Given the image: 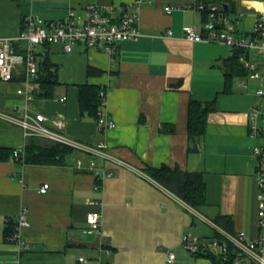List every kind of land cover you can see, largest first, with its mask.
I'll return each mask as SVG.
<instances>
[{
  "label": "crops",
  "instance_id": "obj_1",
  "mask_svg": "<svg viewBox=\"0 0 264 264\" xmlns=\"http://www.w3.org/2000/svg\"><path fill=\"white\" fill-rule=\"evenodd\" d=\"M135 1L0 0V39H11L16 53L26 56L25 46L17 41L25 19L57 22L70 12L85 17L93 8ZM200 2L225 7L232 19H238L239 35L248 37L257 11L264 9V0L143 1L138 6L142 36L119 43L115 55L84 44L72 53L59 44L36 46L37 62L48 55L59 67V85L53 97L40 98L34 96L37 78L32 81L29 113L43 114L49 121L64 120L66 135L88 147L105 144L112 159L71 150L61 165L23 166L13 158V151L37 138H25L19 125L0 117V264H17L18 247L6 235L21 209L27 210L30 222L22 231L30 245L20 256L22 264H166L169 252H191L183 244L184 236L211 240L218 227L231 234L243 232L250 240L260 237L254 147L264 146V138H251L250 130L252 114L264 106L257 95L264 82L249 79L239 60L243 72L229 81L234 50L184 38L186 27L203 29L206 17L194 9ZM168 5L177 8L167 14ZM167 31L172 36L163 38ZM249 55L260 59L257 52ZM260 71L264 74L262 67ZM25 77L22 65L13 80H0V114L24 117L26 100L17 91L25 85ZM82 87L107 90L98 117L82 112ZM191 102L214 103L205 134L196 143L188 138ZM100 113L116 123L115 129H98ZM258 122L264 124L263 115ZM46 126L53 127L51 122ZM92 160L110 174L99 191ZM163 166L203 175L204 213L146 173ZM44 185L49 189L41 193ZM93 211L101 213V223L88 234L86 216ZM218 215L231 218L229 229L213 221ZM208 228L213 236L206 234ZM85 253L90 260L80 261ZM190 254L194 262L176 258L175 264H214Z\"/></svg>",
  "mask_w": 264,
  "mask_h": 264
},
{
  "label": "built area",
  "instance_id": "obj_2",
  "mask_svg": "<svg viewBox=\"0 0 264 264\" xmlns=\"http://www.w3.org/2000/svg\"><path fill=\"white\" fill-rule=\"evenodd\" d=\"M143 1L151 0H136L134 3L111 6L105 9L93 8L85 17H80L74 12H70L66 19L57 22H45L33 17L27 18L24 20L21 32L17 38V41L25 46L26 56L16 53L11 39H0V80L11 81L20 66L25 65L26 67L25 85L17 91V94L26 100L24 117L16 119L2 114H0V117L19 125L24 131L25 138L46 139L52 144H58L71 150L85 151L94 157L112 159L104 151L106 148L105 144H102L100 148L88 147L66 135L63 132L66 125L64 120L54 119L49 121L43 114L36 113L31 115L29 113L30 103L33 99L30 93L35 90L32 81L37 78L39 70L35 48L38 45L59 44L66 53H72L77 45L84 44L89 48L103 49L111 55H115L119 43L135 41L142 36L138 26V6ZM176 8L168 5L164 10L167 14H171ZM194 9L202 14L208 11L204 14L206 19L203 23V29L198 32L196 29L186 27L184 28V38L191 42L221 43L229 46L234 51L242 50L243 53L239 57V62L247 71L249 79H260L264 82V74L260 71L261 67L264 69V9L257 11L255 26L250 37L243 34L239 35L238 19H232L221 5L200 2L194 5ZM170 36H172L171 31L162 34L163 38ZM251 52H257L261 61L251 59L249 55ZM106 92L105 88L99 91L102 105L106 100ZM257 95L264 100V89L260 88ZM64 100L65 98L61 101ZM261 110H264V106L252 114L250 137L254 139L261 136L264 138V124L258 122L260 115H263L264 119V112L262 113ZM47 122H51L53 127L46 126ZM97 123L101 132L109 131L116 127V123L102 113H100ZM25 150L26 148L24 147L13 151V158L23 164V166L27 165L25 162ZM254 155L258 160L256 165V183L258 187L260 237L257 240H250L243 232L231 234L217 227L216 230L219 237L211 240L184 236L183 244L189 251L195 254L210 251L220 257L225 263H229L232 260L233 264H241L242 261H247L248 264H264V146L254 147ZM78 166H81V162H78ZM91 170L98 182L95 190L99 191L102 182L110 174L105 172L104 169L98 168L95 160L91 162ZM19 181L23 183V175H21ZM48 189L49 185H44L40 192L46 193ZM90 204L97 206L98 202H90ZM101 217L102 215L98 211L87 214L86 223L89 225V229L86 232L88 234H93L100 227ZM11 223L13 232L9 241L18 247L19 258L17 264H22L21 254L30 250V245L22 236L23 229L30 227L27 210L21 209ZM176 258L175 253L169 252L166 264H175ZM80 261H84V259L82 258Z\"/></svg>",
  "mask_w": 264,
  "mask_h": 264
},
{
  "label": "trees",
  "instance_id": "obj_3",
  "mask_svg": "<svg viewBox=\"0 0 264 264\" xmlns=\"http://www.w3.org/2000/svg\"><path fill=\"white\" fill-rule=\"evenodd\" d=\"M224 10L227 14L228 10ZM208 11H205L206 14ZM242 50H235V55L231 60L227 78H230L235 74L243 72L238 62L239 57L242 54ZM38 76L35 80L37 88L34 91L35 97L51 98L53 97L54 89L59 85V67L50 59L48 55L38 61ZM99 88L89 87L87 89L82 87L81 89V110L83 113L96 114L101 107V99L99 97ZM214 110V103H199L191 102L188 112V138L193 143H196L201 139L206 131V121L208 114ZM71 149L53 144L51 149H43L40 146L39 139H31L26 146L25 150V162L26 164L34 165H61L64 163L66 155ZM154 181L162 185L165 189L172 192L179 199L185 202L190 207L194 208L198 212L204 213V208L207 207L206 201V183L202 174L190 173L182 171L178 168L171 169L163 166L160 169H148L146 172ZM213 221L229 229L231 222L230 217L218 215L213 218ZM224 222V224H223ZM13 232V225L10 223L6 238L9 240ZM217 233V231H216ZM216 237H219L218 233ZM197 255L207 257L212 260L214 264H233L231 260L229 263H225L220 257L213 252H199Z\"/></svg>",
  "mask_w": 264,
  "mask_h": 264
},
{
  "label": "rangeland",
  "instance_id": "obj_4",
  "mask_svg": "<svg viewBox=\"0 0 264 264\" xmlns=\"http://www.w3.org/2000/svg\"><path fill=\"white\" fill-rule=\"evenodd\" d=\"M259 61H261V60L259 59ZM206 231H207L206 234H208V236L214 235V231L212 229L208 228ZM177 253L178 254H176V256L178 258V262H185L186 260H189L191 262L195 261V257L190 254L191 252H188L185 249H182L181 252H177ZM180 253H182V254H180ZM83 259L90 260V257L88 256L87 253H85V254H83Z\"/></svg>",
  "mask_w": 264,
  "mask_h": 264
},
{
  "label": "water",
  "instance_id": "obj_5",
  "mask_svg": "<svg viewBox=\"0 0 264 264\" xmlns=\"http://www.w3.org/2000/svg\"><path fill=\"white\" fill-rule=\"evenodd\" d=\"M40 146L43 148V149H51L53 144L52 142H50L49 140H46V139H41L40 140Z\"/></svg>",
  "mask_w": 264,
  "mask_h": 264
}]
</instances>
